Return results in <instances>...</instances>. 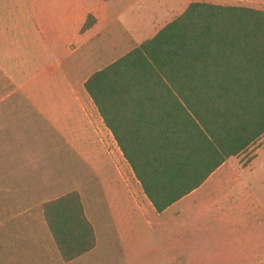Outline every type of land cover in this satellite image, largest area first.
<instances>
[{"label":"trees","instance_id":"obj_1","mask_svg":"<svg viewBox=\"0 0 264 264\" xmlns=\"http://www.w3.org/2000/svg\"><path fill=\"white\" fill-rule=\"evenodd\" d=\"M85 86L162 212L264 135V9L192 2ZM44 217L66 261L96 246L79 191L46 201Z\"/></svg>","mask_w":264,"mask_h":264},{"label":"rangeland","instance_id":"obj_2","mask_svg":"<svg viewBox=\"0 0 264 264\" xmlns=\"http://www.w3.org/2000/svg\"><path fill=\"white\" fill-rule=\"evenodd\" d=\"M234 5L264 9V0H244ZM26 21L30 20H16L17 41L21 43L25 42ZM8 42L7 35L0 34V47L3 48L0 49V264H227L236 261L227 258L229 253L253 252L263 245L258 243L254 226L249 223L248 189L241 192L238 189L243 186H239L237 190L217 191L214 188L218 187L217 183L190 193L162 213L140 212L124 193V209L118 213L124 217H117L128 222L124 245L112 240L109 229L115 217L111 213L108 190L113 177L116 174L134 191L140 183L115 138L98 117L97 147L81 150L86 160L89 155L93 156V163L80 164L79 172L73 173L76 175L74 180L65 186H70L67 191H79L85 212L97 231L98 242L89 253L66 261L61 252H57L58 246L50 238L44 217V203L62 194L60 172L49 173L57 178L40 180L14 177L8 173L7 162L10 155L20 150L18 145L25 139L48 141L57 138L56 132H48L47 118L39 113L32 100L26 98L24 89L14 77H22L39 92L57 89L54 79L60 76L57 64L60 46H50L41 52V59L34 67H29L31 61H35L31 58L33 50L28 46H17L16 49L15 46H3ZM9 52H16L27 68L7 64ZM99 67L97 65L96 69ZM35 101L40 102V99ZM100 126L103 129L100 130ZM263 143L264 135L234 160L246 165ZM33 150L42 155L46 149ZM21 151L26 152L20 154L28 155L32 149ZM58 157L56 154L50 159L54 168L60 167ZM208 186L215 191L209 192ZM232 206L235 210L229 209Z\"/></svg>","mask_w":264,"mask_h":264},{"label":"crops","instance_id":"obj_3","mask_svg":"<svg viewBox=\"0 0 264 264\" xmlns=\"http://www.w3.org/2000/svg\"><path fill=\"white\" fill-rule=\"evenodd\" d=\"M198 1L232 5L244 0H0V34L7 35L9 40L3 46H15V49L17 46L31 48L34 52L31 58L35 61H31L29 67H34L36 61L41 59V52L50 46H60V57L57 59L60 76L54 79L57 89L39 92L32 89L22 77L19 79L14 77L24 89L26 98L32 100L39 113L47 118L48 132H56L57 138L48 141L25 139L18 145L20 150L8 157V173L14 177L24 176L23 178L40 180L57 178L56 175L51 176L49 173L59 171L61 195L70 192L71 190L67 191L70 186L67 188L65 186L74 180L76 175L73 173L79 172L80 164L93 163V156L89 155V159L86 160L81 150L86 147H97L96 132L99 119L114 137L86 89V80L94 72L123 57L146 40L152 39L169 22L183 14L192 2ZM88 18L95 21L84 29ZM16 20H30L24 25V43L17 41ZM0 49H3L2 46ZM8 54L7 64L27 68V64L18 59L16 52ZM26 60L30 61L29 58ZM97 65H100L98 69ZM36 99H40V102H36ZM99 129L103 128L100 126ZM28 148L32 149L29 151L30 154H20L26 152L21 151L22 149L28 151ZM33 148L46 150L40 155V151H34ZM56 154L59 156L58 168H54L50 161ZM240 154L229 157L194 191L204 189L211 183L218 184V187H214L217 191H227L228 188L237 190L239 186H243V189H238L241 192H244L245 188L248 189L249 223L254 226L255 234L259 238L258 243L263 245L253 252L229 253L227 258L236 261L227 264H264V143L255 150L246 165L234 160ZM208 187L209 192L215 191L211 186ZM36 188L37 191L40 190L39 185ZM108 193L111 213L115 217V221L110 225L109 234L112 240L119 241L122 245L128 222L118 220L117 217L119 218L124 209V193L140 212L147 214L152 211L157 213L165 211L158 212L155 209L145 196L141 183L134 191L124 184L122 178H117L116 174ZM235 208L232 206L229 209ZM90 221L92 222L91 218ZM95 233L98 242L96 229ZM50 238L56 243L52 233ZM217 239L219 242V236ZM242 259L245 262H241Z\"/></svg>","mask_w":264,"mask_h":264}]
</instances>
